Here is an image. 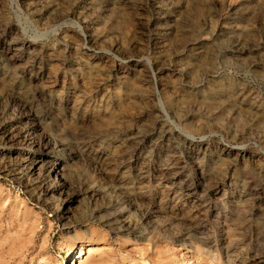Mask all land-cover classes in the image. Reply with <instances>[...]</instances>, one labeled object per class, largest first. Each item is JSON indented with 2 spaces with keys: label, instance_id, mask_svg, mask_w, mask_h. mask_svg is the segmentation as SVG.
Returning <instances> with one entry per match:
<instances>
[{
  "label": "rangeland",
  "instance_id": "obj_1",
  "mask_svg": "<svg viewBox=\"0 0 264 264\" xmlns=\"http://www.w3.org/2000/svg\"><path fill=\"white\" fill-rule=\"evenodd\" d=\"M82 246L264 264V0H0V264Z\"/></svg>",
  "mask_w": 264,
  "mask_h": 264
},
{
  "label": "bare ground",
  "instance_id": "obj_2",
  "mask_svg": "<svg viewBox=\"0 0 264 264\" xmlns=\"http://www.w3.org/2000/svg\"><path fill=\"white\" fill-rule=\"evenodd\" d=\"M54 159V158H53ZM33 160V159H32ZM31 161V160H30ZM44 162V160H42L41 158H39V159H36V160H34L33 162H32V167H31V169H33V170H36V168L39 166V164L40 163H43ZM43 165V164H42ZM44 166V165H43ZM32 173H34V172H32ZM120 180V179H119ZM122 181V183H124L125 182V180L123 179V180H121ZM93 247H95V246H90V247H88V248H85L84 246H82V247H80V256H79V258H80V260L78 261V262H76V264H83V253L84 252H87V253H90L91 251H93V250H95L96 248H93ZM81 258H82V260H81ZM93 264H97V263H93Z\"/></svg>",
  "mask_w": 264,
  "mask_h": 264
}]
</instances>
